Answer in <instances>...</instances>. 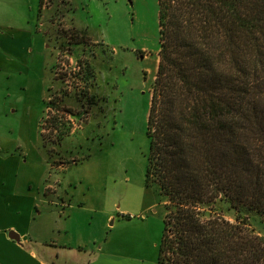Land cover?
<instances>
[{"label": "trees", "instance_id": "trees-1", "mask_svg": "<svg viewBox=\"0 0 264 264\" xmlns=\"http://www.w3.org/2000/svg\"><path fill=\"white\" fill-rule=\"evenodd\" d=\"M158 3L146 180L164 198L159 264H264V0ZM57 107L54 131L76 114Z\"/></svg>", "mask_w": 264, "mask_h": 264}, {"label": "rangeland", "instance_id": "rangeland-1", "mask_svg": "<svg viewBox=\"0 0 264 264\" xmlns=\"http://www.w3.org/2000/svg\"><path fill=\"white\" fill-rule=\"evenodd\" d=\"M39 1L33 8L29 5L31 0L13 4L12 11L0 15L4 17L0 30L9 23L21 27L28 20L21 22L20 16L31 19L34 12L37 24L40 23ZM42 5L41 20L48 22L46 29L57 51L50 49L45 64L37 70L32 68L30 75L0 70L1 155H26L17 169L21 187H27L30 180L39 182L48 173L47 161L59 158L56 162L61 164L71 160L70 169L64 174L76 179L70 187L72 191L83 194L88 205L99 203L113 211L119 205L121 210L128 208L136 215L133 220H141L140 215L148 219L150 236H146L141 248L151 256L157 255L165 228V205L159 187L149 185L146 174L150 152L148 114L160 60L158 0H44ZM64 13L66 21L62 20ZM73 23L83 34L70 35L77 29ZM80 60L89 63L94 77H85V73L80 76L75 71ZM63 64L71 71L68 83L60 79L68 73L56 76V69ZM40 73L47 82L54 79L48 92L44 84L40 93ZM25 82L30 86L27 94L20 89V83ZM9 91L12 96L6 95ZM46 96L52 97L54 113L46 112L48 98L44 109ZM57 106L70 108L76 114L59 112L60 122L54 131L50 119L58 113ZM41 119V134L50 145H43L40 139ZM73 122L82 126L59 140L63 130L76 126ZM220 206L234 220V212L227 205ZM115 213L118 218L124 217ZM73 223L79 237V225L84 224L77 219ZM116 231L107 229L105 236Z\"/></svg>", "mask_w": 264, "mask_h": 264}, {"label": "crops", "instance_id": "crops-1", "mask_svg": "<svg viewBox=\"0 0 264 264\" xmlns=\"http://www.w3.org/2000/svg\"><path fill=\"white\" fill-rule=\"evenodd\" d=\"M23 1L24 4L28 2L0 0V15L12 11L13 4ZM43 1H39L38 7L40 23L37 24L34 12L31 19L30 16H20L19 21L28 20L21 27L9 23L5 30H0V70L6 68L30 75L32 68L37 70L38 66L45 64L50 49L57 51L51 33L46 29L48 22L41 20L45 8ZM37 3L38 0H31L29 5L33 8ZM3 20L4 17L0 16V22ZM62 20H67L65 13ZM45 78L41 73L38 76L40 93L44 84L48 92L54 80L47 82ZM26 83H20V89L27 94L30 86ZM6 95L12 96V92ZM47 98L43 99L44 109ZM41 121L40 139L43 145H50L41 134ZM81 126L82 123L73 126L67 135ZM24 158V154L2 156L0 151V264H159V253L151 256L141 248L146 236H150L148 219L140 215L141 220H133L136 215H132L128 208L121 210L119 205L116 211L99 203L88 205L83 194L70 188L76 182L75 177L64 174L69 171L71 160H63L61 164L56 162L59 158L47 161L48 173L39 182L30 180L27 187H21L17 169ZM99 198L97 196L96 201ZM115 212L126 218H118ZM74 219L84 224V227L79 225V237L75 233ZM107 229L117 231L106 237Z\"/></svg>", "mask_w": 264, "mask_h": 264}, {"label": "built area", "instance_id": "built-area-1", "mask_svg": "<svg viewBox=\"0 0 264 264\" xmlns=\"http://www.w3.org/2000/svg\"><path fill=\"white\" fill-rule=\"evenodd\" d=\"M44 6H45V4H44ZM75 69V71H77L78 73H79V75L80 76H82L83 75V67L81 66V65H79L78 63H77V65H76V67L74 68ZM68 71V72H67ZM64 73H68L69 75L68 76H63V78L62 77H60L61 75H63ZM56 76L57 77H60V79H64V81L66 82V83H68L69 81H70V79H71V71L65 66V64H63V66H61V67H59V68H57L56 69ZM48 101H49V104H48V106H47V110H46V112L47 113H51V112H55V109H54V107H53V105H52V103H51V101H52V97L49 99L48 98ZM50 116V115H49Z\"/></svg>", "mask_w": 264, "mask_h": 264}]
</instances>
